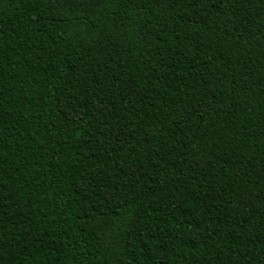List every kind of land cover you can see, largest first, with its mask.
Listing matches in <instances>:
<instances>
[{
    "label": "trees",
    "instance_id": "trees-1",
    "mask_svg": "<svg viewBox=\"0 0 264 264\" xmlns=\"http://www.w3.org/2000/svg\"><path fill=\"white\" fill-rule=\"evenodd\" d=\"M0 264H264V0H0Z\"/></svg>",
    "mask_w": 264,
    "mask_h": 264
}]
</instances>
